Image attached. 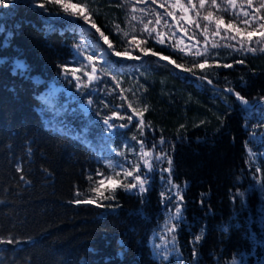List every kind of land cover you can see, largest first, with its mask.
Returning a JSON list of instances; mask_svg holds the SVG:
<instances>
[{"label":"trees","instance_id":"1","mask_svg":"<svg viewBox=\"0 0 264 264\" xmlns=\"http://www.w3.org/2000/svg\"><path fill=\"white\" fill-rule=\"evenodd\" d=\"M80 2L62 0L64 13L50 0H0V240L14 241L0 243V264H264V0H179L186 13L177 0H98L104 17ZM79 11L133 58L102 57L107 44ZM142 71L203 110L183 113L187 94L156 99ZM123 90H144L142 126ZM125 141L132 176L104 158ZM124 173L120 184L140 175L147 190L100 188Z\"/></svg>","mask_w":264,"mask_h":264},{"label":"snow or ice","instance_id":"2","mask_svg":"<svg viewBox=\"0 0 264 264\" xmlns=\"http://www.w3.org/2000/svg\"><path fill=\"white\" fill-rule=\"evenodd\" d=\"M11 2H12V0H7V3H11ZM50 2L53 3V4H56V5H60V6L63 8L64 13H69V12H70V6L67 5V4H63V3H62V0H50ZM191 3H192V0H189V4H191ZM228 3H229V4H232V5H235V0H228ZM247 3H248L249 5H251V4H252V0H247ZM204 4H205V0H200V7H203ZM211 4H212V5H216V4H217V0H211ZM160 6H161V7H164L163 4H161ZM177 6H179V7L181 8V10L184 11L185 13L187 12V8H185L183 5H180V4H179V0H177ZM38 7H40V8H45L46 5H45V3H39V4H38ZM75 7H76L75 5H72V6H71V8H73V9H75ZM193 7H195V5H193ZM260 7H261V8H264V3H262ZM71 14L75 15L77 19H79V18L82 17V19H83L85 22H89V16L86 15V14H84L83 11H79V12L71 13ZM168 15H172V13H168ZM244 15L247 17L249 14H248L247 12H245ZM204 19H205V20H208V21H211V19H212V13L209 12V13H208V16L205 17ZM259 19H260V20H264V17H260ZM249 22H250L249 19H245V20H244V23H245L246 25L249 24ZM157 23H159V19H157ZM221 24H222V20H217V21L215 22V26H216V29H217V33L219 32V29H220V27H221ZM91 26H92L93 28H96V25H95V24H92ZM228 27H231V25H228ZM259 27H260V28H264V23L260 24ZM146 30H147V29H146ZM96 31L99 32V34H100V36L103 38L104 42L108 45V49H109V50H113V45H112V43L109 41L108 37L105 36L104 33L101 32L99 28H96ZM236 31L239 32V29H236ZM0 32H3V27H2V26H0ZM125 35H127V34L125 33ZM149 35H151V32H149ZM259 35H260V37H264V32H261ZM10 36H11V34L9 33V35L5 38V43H7L8 39H10ZM232 38L235 39V37H232ZM248 39H249V41L252 40V34H251V33H249V35H248ZM133 40H134V42H135V38H133ZM157 42H158V43H161V44L164 43V39H163V37H162V36H159V34H158V40H157ZM214 46H215V45H214ZM136 47L139 48V43H138V42L136 43ZM249 50H250V51H256V48H250ZM261 50L264 51V49H261ZM113 51H114V50H113ZM140 51H141L142 53H144V55H148V54L151 52V50H150V49H147V48H140ZM151 54L154 55V56H158V55H159L158 53H155V52H151ZM114 55L117 56V57H121V58H123V57L133 58V57H131V54L128 53V52H118V51H117V52H114ZM196 55H200V53H196ZM141 58H142L141 56H136V57H134V59H137V60H139V59H141ZM161 58L164 59V60H169V57H167V56H164V57H161ZM89 59H92V57H89ZM172 63L175 64V61H172ZM206 63H207V61H205V63H200V64H198V65H196V66L199 67L200 69H204L205 66H206ZM239 63H243V61H239ZM175 66H176L177 68L182 67L180 64H175ZM17 67H23V65H21V64L18 63V64H17ZM224 67L231 68L232 65H231V64H226V65H224ZM93 71H95V68H93ZM185 71H192V69H185ZM72 74L75 75V70L73 71ZM206 78H207V77H204V79H206ZM89 79L91 80L92 77H89ZM209 82H211V81H209ZM78 86H79V85H78ZM229 91H232V89H229ZM235 95H236L237 99H238L241 103H243V104H247V103H248V101L245 99V97L241 96L240 93H235ZM128 107L131 108V105L129 104ZM146 110H147V108H145V111H146ZM132 111H133L137 116H139V117L141 118V119H140V125L142 126V125L144 124V121H143V112L136 113V110H135V109H132ZM127 118H128L129 121H131V120L133 119V116H128ZM104 124H105L106 126H108L109 128H111V127L113 126V125H111V124L109 123V120H108V119H105V120H104ZM124 126H125V125H121V127H124ZM161 143H163V138L161 139ZM142 147H143V144H142ZM150 155H151V154L148 153V152H144V153H143V157H148V156H150ZM144 163H145V166H147L149 169H151L152 165L148 162L147 159H144ZM168 164H169V168H168V169H165V171H170V170H171V164H172V159H171V157L168 158ZM127 175H128V176H132L133 173H132V172H127ZM134 181H135V182H133V183H131V184H126V185L120 184V183L117 181L116 183L112 184L111 187H112V190H114L117 186L124 187L126 191H127V190H132V189H137V188H138V190H139L140 193H144V192L147 190V188H146V184H147L148 182H147L146 179H142L140 175H136L135 178H134ZM104 182H105L104 180H100V181H99V183H100L101 185H103ZM174 187H176V198H177V200H178V201H182V200H183V196L181 195V191H182V190L180 189V187H179L178 185H174ZM94 191H95V190H94ZM100 195L103 196L102 193H100ZM161 195H163V193H162ZM241 195H242V194H241ZM103 198H104V199H108V197H103ZM112 198H114V197H112ZM74 202L77 203V204H79V203H90V204H91V203H96L95 200H91V199H89V200H83V201L77 199V200H75ZM100 206H103V205L101 204ZM181 213H182V207L178 204V205L176 206V215L179 217V216L181 215ZM201 238H202V237L198 236V237H196V240H200ZM13 242H14L13 240H7V241H2V240H0V243H13ZM233 264H235V261H233Z\"/></svg>","mask_w":264,"mask_h":264},{"label":"rangeland","instance_id":"3","mask_svg":"<svg viewBox=\"0 0 264 264\" xmlns=\"http://www.w3.org/2000/svg\"><path fill=\"white\" fill-rule=\"evenodd\" d=\"M79 5L88 9L91 14L93 12H96L98 14H102L103 17L108 12V10L105 7H104V11L99 8L98 0H81ZM68 17L71 19H74V16H68ZM92 24L93 23H91V22H87L86 26L89 29L96 31V28H99V27L96 25V28H93L91 26ZM100 31H101V29H100ZM97 33H99V32H97ZM113 50H109L108 45H107V48H105L104 50H102L100 52L101 56L104 57L108 53H110L114 57H117L114 55V52H117V51L116 50L113 51ZM157 57L159 59H162L161 57H164V56L158 55ZM123 58L130 59L129 57H123ZM162 60H164V59H162ZM140 78H142V79L140 80ZM129 79H132V78H129ZM135 79H138V78H135ZM133 81H135V82H133L132 85H136V83H137L136 80H133ZM139 81L141 82L142 85H145L147 82L148 88H153L154 86H156V89H159V90H149L151 95H153L156 99L161 98V99H166L167 101L171 102L173 99V96L179 97V96H182L183 94L184 95L187 94V96H184V97H186V99L183 98L184 102H185V100H188L186 102L188 107L185 108V110L183 112L185 114L189 113L188 110H190L191 115H193L199 109L203 110V108H204V106H202V103L200 101H198L195 97H193L190 93H186L185 90H174V88H173L174 82L171 79L168 80V79H163V78H157L155 76V74H152L151 72L142 71L141 74L139 75ZM163 88H164V90H161ZM123 91L126 92L127 99L131 105V109H135L136 113H139V112L145 113V108H148L150 104H149V101H145V100L140 99V94H143L144 90H123ZM148 97L151 98V96H148ZM186 116L191 117L189 115H186ZM134 151H135L134 146L131 144H127V141H125V143L123 144V149L121 150V152H119L117 150L113 151V153L115 155H117V158H115V156L112 155V152L105 155L104 158L110 164H117L118 163L119 166L122 167V169H118V171L119 170H122V171L125 170L124 172L127 173L126 169H124V168H127V166L124 163L123 159H124L126 153L133 154ZM124 177H125V173L120 177L114 176V175L104 177L102 180H104L105 182L103 185H100V188L103 189V191H105L110 186H112V184L116 183L117 181L119 183H121L122 180L124 179Z\"/></svg>","mask_w":264,"mask_h":264},{"label":"water","instance_id":"4","mask_svg":"<svg viewBox=\"0 0 264 264\" xmlns=\"http://www.w3.org/2000/svg\"><path fill=\"white\" fill-rule=\"evenodd\" d=\"M150 55H151V56H154V55H152L151 53H150ZM154 57L156 58V60H159V58H158L157 56H154Z\"/></svg>","mask_w":264,"mask_h":264}]
</instances>
